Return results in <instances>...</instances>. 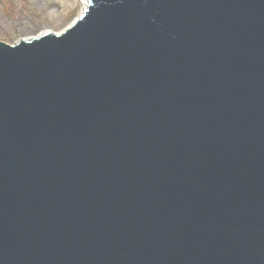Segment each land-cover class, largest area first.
<instances>
[{"label": "water", "instance_id": "water-1", "mask_svg": "<svg viewBox=\"0 0 264 264\" xmlns=\"http://www.w3.org/2000/svg\"><path fill=\"white\" fill-rule=\"evenodd\" d=\"M0 264H264V0L0 41Z\"/></svg>", "mask_w": 264, "mask_h": 264}, {"label": "rangeland", "instance_id": "rangeland-1", "mask_svg": "<svg viewBox=\"0 0 264 264\" xmlns=\"http://www.w3.org/2000/svg\"><path fill=\"white\" fill-rule=\"evenodd\" d=\"M83 9L80 0H0V40L14 43L49 30L60 32Z\"/></svg>", "mask_w": 264, "mask_h": 264}, {"label": "bare ground", "instance_id": "bare-ground-1", "mask_svg": "<svg viewBox=\"0 0 264 264\" xmlns=\"http://www.w3.org/2000/svg\"><path fill=\"white\" fill-rule=\"evenodd\" d=\"M81 1V3H82V5H83V8H85L86 6H87V0H80ZM27 38H29V37H27Z\"/></svg>", "mask_w": 264, "mask_h": 264}]
</instances>
